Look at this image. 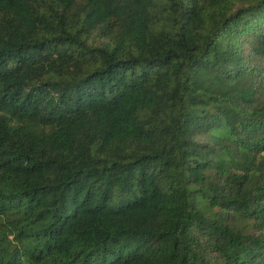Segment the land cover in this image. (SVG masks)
<instances>
[{"label": "trees", "instance_id": "16d2710c", "mask_svg": "<svg viewBox=\"0 0 264 264\" xmlns=\"http://www.w3.org/2000/svg\"><path fill=\"white\" fill-rule=\"evenodd\" d=\"M0 264H264V0H0Z\"/></svg>", "mask_w": 264, "mask_h": 264}]
</instances>
